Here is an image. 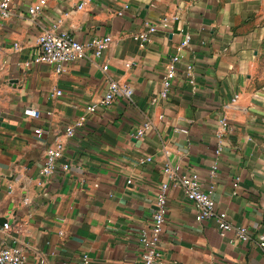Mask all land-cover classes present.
Listing matches in <instances>:
<instances>
[{"label":"crops","instance_id":"0c3cea01","mask_svg":"<svg viewBox=\"0 0 264 264\" xmlns=\"http://www.w3.org/2000/svg\"><path fill=\"white\" fill-rule=\"evenodd\" d=\"M39 1L12 0L10 17L0 16V247L11 242L5 220L25 264H84V254L90 264H143L140 232L170 163L197 172L203 189L213 186L217 208L254 240L222 236L215 220L196 221L193 202L170 186L159 264H264V0H91L83 9L81 0H47L33 18L29 8ZM152 25L142 46L138 33ZM49 29L112 42L101 57L89 52L57 73L32 60ZM185 33L192 41L163 98L166 65ZM110 79L121 86L115 102L90 111ZM58 89L62 95L52 96ZM28 108L41 116H27ZM83 116L67 136L66 126ZM222 116L232 132L218 155ZM57 138L64 155L45 179V150Z\"/></svg>","mask_w":264,"mask_h":264},{"label":"built area","instance_id":"2783aa9c","mask_svg":"<svg viewBox=\"0 0 264 264\" xmlns=\"http://www.w3.org/2000/svg\"><path fill=\"white\" fill-rule=\"evenodd\" d=\"M11 1H0V16L9 18L11 15ZM91 0H81L77 9H83ZM47 5V0H40L29 8V13L33 18H36ZM128 6H126L127 8ZM166 23V19H164ZM156 31V26H149L148 29H143L138 33L141 45L144 46L151 37V34ZM192 41L190 33H185L182 41L177 47V52L171 56L166 65V71L162 79L161 97L166 98L171 90L173 80L177 74V63L181 59V52ZM112 42L111 36L96 37L90 42L84 43L76 39L67 30L49 29L44 31L38 37V47L33 52L32 60L37 63H47L55 67L57 73H62L66 70V65L70 62L77 61L83 58H89L91 52L95 57H101L105 50ZM191 69V67H190ZM103 70H108V65H103ZM192 82V80H191ZM121 92V86L117 80L110 79L107 92L100 100L90 106V111H94L99 106H110L113 104ZM62 90H56L52 96L62 95ZM237 96L234 98V101ZM25 114L29 117L38 118L41 112L37 109L28 108ZM85 121V117H81L74 124H70L65 128V134L72 136L75 132V126H81ZM150 127V122H145L137 129V137L144 135ZM187 132L186 129H181ZM37 135L47 132L43 128L35 130ZM232 132V125L226 116L219 119V127L217 131L218 147L216 154L220 155L223 151L224 138ZM65 143L57 138L45 150L44 160L40 169V176L50 178L58 165L59 159L64 155ZM65 170L69 169V164H64ZM164 173L168 176V182L161 184L160 191L156 195V210L152 214L151 223L143 228L140 232L139 241L142 246V261L143 264H159L161 258V250L159 247V238L163 232L168 212L167 190L170 186L180 187L185 192L186 196L191 200L196 208V221L215 220L218 224L220 234L225 236L229 232H233L237 239L243 242H251L254 240L252 230L246 225H237L230 221L228 213L217 208L213 197V186L207 190L203 189L200 175L197 172L189 174L180 173L172 164L167 163L164 166ZM3 231L11 238V242L5 241L0 247V264H25L24 251L19 244L18 238L12 233L13 226L10 222L5 221ZM260 247L264 250V241H259ZM84 264H90V259L87 254L82 256ZM40 263L44 264L45 260L41 259Z\"/></svg>","mask_w":264,"mask_h":264},{"label":"rangeland","instance_id":"374dc122","mask_svg":"<svg viewBox=\"0 0 264 264\" xmlns=\"http://www.w3.org/2000/svg\"><path fill=\"white\" fill-rule=\"evenodd\" d=\"M262 24H263V27H264V17L262 19ZM260 59H259V68H260V74H264V38H263V41H262V44H261V48H260Z\"/></svg>","mask_w":264,"mask_h":264},{"label":"water","instance_id":"95a60500","mask_svg":"<svg viewBox=\"0 0 264 264\" xmlns=\"http://www.w3.org/2000/svg\"><path fill=\"white\" fill-rule=\"evenodd\" d=\"M3 222H5V220Z\"/></svg>","mask_w":264,"mask_h":264}]
</instances>
